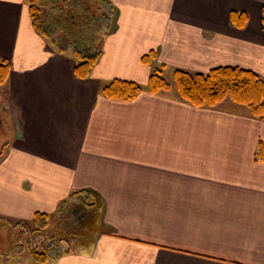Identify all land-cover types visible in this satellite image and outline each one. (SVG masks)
<instances>
[{
    "label": "crops",
    "instance_id": "0c3cea01",
    "mask_svg": "<svg viewBox=\"0 0 264 264\" xmlns=\"http://www.w3.org/2000/svg\"><path fill=\"white\" fill-rule=\"evenodd\" d=\"M97 5L112 29L78 79L71 54L33 28L29 0H0V58L10 65L0 87V226L16 239L35 213L57 217L91 191L98 201L82 209L112 230L99 228L82 253L36 264H264V115L226 109L229 99L193 107L173 88L128 102L101 94L113 79L146 86L150 52L170 73L232 66L264 79V0ZM231 12L246 14L243 28Z\"/></svg>",
    "mask_w": 264,
    "mask_h": 264
},
{
    "label": "trees",
    "instance_id": "16d2710c",
    "mask_svg": "<svg viewBox=\"0 0 264 264\" xmlns=\"http://www.w3.org/2000/svg\"><path fill=\"white\" fill-rule=\"evenodd\" d=\"M79 1L96 5L99 3V0ZM42 7L41 0H29V10L33 28L51 41V44L56 46L59 53L68 52L71 54L76 62L73 70L76 78H88L99 59L101 40H99V42L96 40V43L92 45L93 50L91 49L88 52H84L77 47L69 49L68 47L59 46L57 42L59 38L49 33L45 26L42 17ZM229 21L233 26L243 28L246 25L247 16L242 12H231ZM261 22L264 28V6L261 13ZM111 29L112 25L110 26L109 24L108 31ZM155 59L156 54L150 52L143 56L141 61L144 65H150ZM165 69L166 66L161 64L157 69L152 70L146 86L139 85L132 81L113 79L103 86L101 94L107 99L128 102L134 100L143 91H147L151 94H158L168 92L173 88L181 101L193 107L214 108L217 104L228 98L236 104L247 106L254 118H261L264 115V79L251 70L223 66L211 69L207 73H191L185 70L175 69L172 71V84L165 80L162 75ZM9 72V63L0 58V87L5 84ZM258 155L264 160V145L261 142L259 143ZM87 193L94 198L95 201H98L95 193L91 191H87ZM77 194L82 193H74L73 195ZM94 203L90 206H95ZM53 217V214L47 215L37 212L34 214L32 222L30 224L27 223V227L31 228L29 233L32 237V240L29 241V245L35 244L29 249L28 253L37 263H44L49 259L68 255L73 252L71 247H69L70 243L68 244L66 240H61L60 244L66 246L62 251H58V249L52 252V250H54L52 245H43L41 246V251L37 250L36 246L39 244L42 245V242L40 243L36 238L45 233ZM25 224L23 225V229L26 228ZM99 228L104 232L112 230L105 226ZM98 232L99 229L96 230V233ZM76 235L72 234L73 237ZM17 238L18 237H16V239ZM80 238H83L80 244L85 245L89 242L88 236L86 235H82ZM16 242L18 243V240H16ZM19 246H21V244Z\"/></svg>",
    "mask_w": 264,
    "mask_h": 264
},
{
    "label": "rangeland",
    "instance_id": "374dc122",
    "mask_svg": "<svg viewBox=\"0 0 264 264\" xmlns=\"http://www.w3.org/2000/svg\"><path fill=\"white\" fill-rule=\"evenodd\" d=\"M85 5L89 6L86 7ZM106 5L99 8L96 4L90 5L89 3H82L79 0L66 1V3L57 0L45 4L42 10L45 20L52 25L51 30L54 33L53 35L60 37L59 42L61 46L69 48L77 47L84 52H88L91 50V47L93 50L92 45L93 43H96V40H98V42L101 40L104 35V30L108 27L107 24L110 22L111 14ZM103 11L105 13H103ZM103 14L107 17L109 16V20H106ZM151 66H153L154 70L159 67V64L156 65L151 63ZM162 75L165 80L173 84L172 73H170V70L165 69ZM232 105L233 106L230 105V102H226L223 107L226 109L234 107V111L251 113L247 106L236 103H232ZM91 198L85 194L82 198L77 199V205L74 203L76 208H70L68 210L60 209L61 212H59L57 217L55 215L52 218L50 226L45 233L37 236L36 240L40 243L42 242V245L39 244L36 246L37 250L41 251V246L43 245H52V248H54L52 252L57 251L58 249V251H62L66 246L60 244L61 240H66L68 244L70 243L69 247H71L73 252L82 253V251L88 250L90 244H94L95 242V233L100 225L98 218L99 213L97 214L98 210L82 209L83 207H90L93 200H91ZM27 226L28 224L26 223V228L21 230V232L23 231L22 236L20 235L18 237L17 235V239L14 238V233L12 232L10 234V230L4 225L0 226V264L37 263L28 253L29 249L35 244H31L32 246L29 245V241L32 240V237L29 233L31 228ZM72 234L77 235L73 237ZM82 235L88 236L89 242L85 245L80 244L83 240V238H80ZM16 240H18V243ZM20 241L22 242L21 246H19L21 243ZM2 257H5L6 259L5 261L3 260L4 262L2 261Z\"/></svg>",
    "mask_w": 264,
    "mask_h": 264
}]
</instances>
